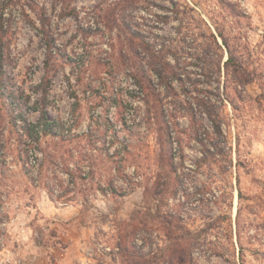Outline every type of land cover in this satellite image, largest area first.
Segmentation results:
<instances>
[{"label":"rangeland","instance_id":"obj_1","mask_svg":"<svg viewBox=\"0 0 264 264\" xmlns=\"http://www.w3.org/2000/svg\"><path fill=\"white\" fill-rule=\"evenodd\" d=\"M0 23V258L124 264L123 237L159 264H264V0H12ZM18 111L77 136L38 145Z\"/></svg>","mask_w":264,"mask_h":264},{"label":"trees","instance_id":"obj_2","mask_svg":"<svg viewBox=\"0 0 264 264\" xmlns=\"http://www.w3.org/2000/svg\"><path fill=\"white\" fill-rule=\"evenodd\" d=\"M12 0H1L0 2V9H1V13L3 14V12L5 11V9H7L8 4L11 3ZM2 30V33L4 32V29L2 27V23H0V32ZM1 33V35H2ZM46 40V45L48 50L51 48V43L48 41L47 38H45ZM223 43L226 45V40H223ZM50 52V51H49ZM51 53H49L50 55ZM225 65H227L229 68H231L233 73H241L242 71V67L240 65H238L233 58V55L228 51V58L225 61ZM166 68H163L162 71H156L157 75L160 77V82L161 84H164L167 87H170V83L167 81V77H165L164 75V70ZM169 74H172V76H174V72L171 71ZM137 84L142 87L143 86V81L144 78L143 76H138V75H134ZM246 82V81H245ZM248 82V81H247ZM9 124L12 125L13 127L16 125V121L20 122V125L18 127V129H20L22 131V134L24 136H26L28 138V140H30L31 142H35L38 145H40V142L42 139H45L47 137H52V138H56V142H71L77 135H73L71 137H67L65 135V131H64V125L61 121H52L49 119L48 115L46 112L41 111L40 112V118L37 122H32L30 120H28L27 118H25L21 111H18L16 115H14L12 117L11 114H9ZM213 124L214 127L216 128V130L218 132H220V125L215 121V119H210ZM192 126L195 127L194 125V121H192ZM87 135V134H86ZM29 141V142H30ZM30 144V143H29ZM125 149L127 148L126 146L124 147ZM110 158L111 156L108 155ZM55 156L51 155L50 159L47 158H43L42 161L39 163V173L40 174H45L44 172H46L47 174V164L48 163H54L55 161ZM68 166V165H67ZM65 172L69 175L70 180L69 182L72 184H75V174L73 173L72 170L69 169V167L65 168ZM81 171H79V174H76V177L84 180V177L80 174ZM60 185V183H59ZM102 192H106V190H108L110 192V194L117 196L119 195L118 193V188L113 184L112 180L109 181L108 183V188H102V187H98ZM42 189L46 192L48 198L51 201L54 200H59L63 198L64 194H67L68 192H71L72 189L69 187H64L62 189V191L60 193H58V191L50 186L47 182H44L42 184ZM122 239V242L124 241L123 237L120 238V240ZM118 243L119 247L121 248V255H122V260L124 262V264H159V261L161 259V257H141L140 255L137 254L135 247L133 245H129L127 242L126 243ZM162 260V259H161Z\"/></svg>","mask_w":264,"mask_h":264},{"label":"crops","instance_id":"obj_3","mask_svg":"<svg viewBox=\"0 0 264 264\" xmlns=\"http://www.w3.org/2000/svg\"><path fill=\"white\" fill-rule=\"evenodd\" d=\"M25 258H27V257H24V260H25ZM35 258L36 257H28L27 264H32L31 262H33V260H35ZM0 262H4L5 264H8V263H10V259H9V257L0 258Z\"/></svg>","mask_w":264,"mask_h":264}]
</instances>
